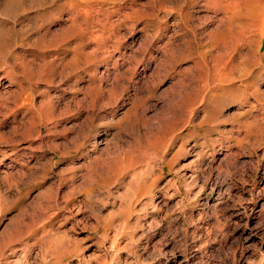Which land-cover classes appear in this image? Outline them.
I'll return each mask as SVG.
<instances>
[{"label": "rangeland", "instance_id": "obj_1", "mask_svg": "<svg viewBox=\"0 0 264 264\" xmlns=\"http://www.w3.org/2000/svg\"><path fill=\"white\" fill-rule=\"evenodd\" d=\"M182 1L0 0V264H264V26Z\"/></svg>", "mask_w": 264, "mask_h": 264}, {"label": "bare ground", "instance_id": "obj_2", "mask_svg": "<svg viewBox=\"0 0 264 264\" xmlns=\"http://www.w3.org/2000/svg\"><path fill=\"white\" fill-rule=\"evenodd\" d=\"M251 1L253 2V6L258 9V10L256 9V11L254 10L253 13H252L253 9L249 8L247 6V4H246L247 0H228V2H227V0H204V4H202L207 9H211L212 8L214 12L217 9H219V8H225L222 11V15L218 18V21L220 23L222 21H224V20L227 21L228 22L227 25L230 28L233 25V23L231 24V22L234 21V20L239 19L238 21H240V23H238V24H240V28H241L240 32H239L240 36L238 37V35H237V33L239 31V29H238V31L236 32V36H235V37H237L238 42L236 43V45L234 47V51H236V54H238L237 51L240 50L238 55L245 62H248V60H249V62H253V61H256V60L259 59V56H258L257 52L254 53L253 56H251V59H250L249 57L246 58V55L244 53H242L241 50H242L243 47H245L247 44H249L253 40V36H255V34L253 35V33L259 31L258 30L259 27L263 29V26H264V21L262 22L261 19H260V16H261L260 15V10L263 7L262 1L261 0H251ZM182 2H184V4L186 6H188V9L191 6L193 7L194 5L198 4V0H184ZM180 6H182V5H180ZM189 13L187 11L184 12V14L182 13L183 17H184V22L188 21L191 18V17H189ZM263 14H264V12H263ZM208 17H210V16H205V19L208 18ZM230 24H231V26H230ZM220 31H221V33L219 32V34L221 35V37L225 36L226 34L229 33V32L227 33V31H225V28L223 30H220ZM225 32H226V34H225ZM231 32H232V30H231ZM256 34H259V36L256 35L258 37L257 38V42H258L257 49L259 50L260 49V45H261V41H262V39L264 37V29L261 30V32L260 31L257 32Z\"/></svg>", "mask_w": 264, "mask_h": 264}]
</instances>
